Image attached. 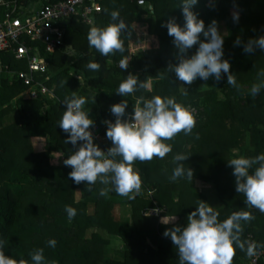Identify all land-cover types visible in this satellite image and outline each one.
Segmentation results:
<instances>
[{"label": "trees", "instance_id": "obj_1", "mask_svg": "<svg viewBox=\"0 0 264 264\" xmlns=\"http://www.w3.org/2000/svg\"><path fill=\"white\" fill-rule=\"evenodd\" d=\"M33 1L18 0L24 4ZM97 1L101 10L87 19L77 15L60 22L62 45L47 55L49 66L41 77L52 97L26 99L21 95L25 89L22 82L8 72L0 75V239L5 241V254L26 264H31L30 253L41 248L44 264H180L178 249L164 232L186 225L188 214L208 198L192 188L187 177L170 180L178 163L193 170L192 180L213 188L221 203L219 208L213 207L219 213V221L233 212H250L254 219L242 222L241 240L245 241L251 233L259 245L257 249H264V213L247 205L244 194L236 191L233 168L228 164L234 149L235 156L264 153V89L256 96L250 95V89H243L264 81L260 75L264 73V51L257 48L254 53L243 52L244 43L264 35V0L260 4L257 0H198L192 7L205 27L216 20L226 30V34L222 33L224 58L230 61L237 86L229 85L230 91H223L222 97L217 89L224 90L228 85L227 74L222 73L219 81L213 77L197 78L188 85L169 70L170 64L178 63V50L166 24L173 19L180 25L185 23L183 0H145L144 5L137 0ZM113 11H119L128 25L121 34L124 51L104 56L89 46L88 33L92 27L112 23ZM233 11L240 13L238 23L233 22ZM136 22L147 25L148 34L158 39V48L130 55L131 26ZM237 38L241 46H235ZM201 39L205 38L201 35ZM197 48L198 44L194 45L186 55L191 56ZM1 56L9 68H25L12 54ZM109 59L112 61L107 64ZM123 59L129 61L126 70L119 67ZM91 61L101 64L99 71L87 67ZM129 74L136 75L148 87H138L122 97L116 91ZM208 82L213 86L203 89ZM73 95L86 98L84 108L90 110L101 136L94 142L104 151L112 146L105 121L115 120L111 106L122 100L128 102V114L134 112L137 103V107H142L154 96L174 97L183 106L196 108V126L191 134L180 132L164 141L172 146V151L163 159L134 162L142 188L134 199H129L117 194L110 183L98 179L94 185L83 181L76 184L69 177L72 168L63 161L83 142L66 143L68 134L58 123L66 110L64 100ZM239 97L241 100H236ZM33 136L48 137L46 151L33 150ZM57 150L63 153V159L54 165L50 158L52 151ZM177 153L189 156L186 161L175 162ZM101 190H109L108 195L101 196ZM66 206L76 209L71 220ZM119 206L129 208V220L115 217L114 210ZM151 210L157 213L147 214ZM172 215L177 217L176 222L160 221L161 217ZM50 239L57 241L54 248L47 244ZM247 260L246 250L237 248L232 264H246ZM260 264H264V256Z\"/></svg>", "mask_w": 264, "mask_h": 264}, {"label": "clouds", "instance_id": "obj_2", "mask_svg": "<svg viewBox=\"0 0 264 264\" xmlns=\"http://www.w3.org/2000/svg\"><path fill=\"white\" fill-rule=\"evenodd\" d=\"M198 0H183L182 10L185 23L180 25L174 19L166 24L168 35L173 37V44L178 50V63L170 64L169 70L174 71L176 77L185 84L191 85L197 78L208 80L213 77L219 81L222 73L227 74V83L237 86L234 75L230 72V61L224 52V36L219 29L218 22L213 20L207 27L203 19L192 7ZM112 23L106 27H92L88 33V43L100 54L108 56L115 51H124L122 32L128 28L126 22L120 18L119 11L111 12ZM233 22H239V11H233ZM201 35L205 39H201ZM240 38L234 42L241 46ZM198 44V48L191 56L186 55L188 50ZM259 48L264 51V35L249 39L243 44L245 54L254 53ZM130 55L135 52H131ZM129 61L123 59L119 67L128 68ZM87 67L99 71L101 64L91 61ZM264 76V73L260 74ZM138 87L147 88L138 77L129 74L116 91L120 96L134 93ZM264 89V81L253 84L250 95L256 96ZM186 94V93H185ZM66 110L59 121V127L68 134L66 143L80 144L78 150L66 157L63 163L71 166L69 177L79 184L82 181L87 185H94L99 179L101 183L112 184L117 194L134 199L141 192L142 178L138 169L133 167L135 161H150L154 157L163 159L172 151V146L165 143L173 139L178 133L191 134L196 126V117L192 110L178 103L174 97L154 96L143 102L142 107H134L131 118H126L128 102L122 100L111 106V113L115 120H106V136L112 146L107 151L102 150L94 142L92 127L95 121L84 106L86 98L72 97L64 100ZM189 154L177 153L175 162L186 161ZM119 158V159H117ZM233 168L236 191L243 193L246 204L264 213V153L255 157L238 155L228 160ZM187 177L193 179V170L185 169L178 163L173 169L171 181ZM109 190H101V196H107ZM203 201V200H202ZM69 220L77 214L76 209L66 206ZM219 213L213 206L203 201L187 216L186 225H177L166 229L164 235L171 238L178 249L180 264H232L236 249L246 250L249 257L257 254V245L254 242L241 240L243 232L242 222L254 219L248 211L233 212L222 222L218 220ZM164 223L169 221L163 220ZM49 247L57 244L55 239L47 241ZM247 245V247H246ZM5 241L0 239V264H26L17 261L4 252ZM235 246V247H234ZM31 264H44L43 248L30 253Z\"/></svg>", "mask_w": 264, "mask_h": 264}, {"label": "built area", "instance_id": "obj_3", "mask_svg": "<svg viewBox=\"0 0 264 264\" xmlns=\"http://www.w3.org/2000/svg\"><path fill=\"white\" fill-rule=\"evenodd\" d=\"M144 5L145 0H137ZM97 0H38L24 4L18 0H0V75L8 72L23 83L21 93L26 99L40 96H53L52 91L41 80L47 72L48 54H53L62 45L63 31L60 22L71 16L88 18L99 12ZM132 52V51H131ZM12 54L24 69H12L3 62L1 54ZM195 117L196 108L189 106ZM128 113L126 118H131ZM94 139L101 140L98 126L92 127ZM157 213V210H151ZM245 241L254 242L253 234H247ZM255 243V242H254ZM247 246V245H246ZM264 249H257L255 256L249 257L246 264H260Z\"/></svg>", "mask_w": 264, "mask_h": 264}, {"label": "rangeland", "instance_id": "obj_4", "mask_svg": "<svg viewBox=\"0 0 264 264\" xmlns=\"http://www.w3.org/2000/svg\"><path fill=\"white\" fill-rule=\"evenodd\" d=\"M256 2H257V4H260L261 0H257ZM218 26H219L220 31L223 34H226V30H224L223 25L218 22ZM131 28L133 31H131L130 40H129L130 51L137 52L139 50H144V49H148L151 47L158 48V39H157V37L148 34L147 25H144V23H137L136 22L131 26ZM111 61H112L111 59L107 60V64H110ZM148 81H149V87H151L152 86V84H151L152 80L149 79ZM209 81H211V80H209ZM212 86H213V84L208 82L205 86H203V89L210 88ZM249 86L250 85L243 86V89L244 90L251 89V86L250 87ZM217 90H219V94H220L219 96L222 97L223 91H230V86L225 84L224 90H221L219 87ZM236 100H241V98L239 97ZM243 103H244V101L240 102V104H243ZM137 105H138V103L135 105V107H137ZM194 144H196V143L194 142ZM190 145L194 146L193 144L189 143V146ZM234 150H235V151H233L234 153H232L234 156L233 158H235L236 157L235 154H237V149H234ZM239 155H241V154H239ZM190 186L192 188H194L195 190H197L198 192H200V191L204 192L208 198L207 203H209L210 205H213V204H215V202H217V198L215 197V193L213 191V188H211L210 186H206L205 184L201 183L200 180H197V179L192 180V184H190ZM167 220L169 221L170 219H167ZM167 220H165V221H167ZM169 222H171V221H169Z\"/></svg>", "mask_w": 264, "mask_h": 264}, {"label": "crops", "instance_id": "obj_5", "mask_svg": "<svg viewBox=\"0 0 264 264\" xmlns=\"http://www.w3.org/2000/svg\"><path fill=\"white\" fill-rule=\"evenodd\" d=\"M36 1V0H35ZM31 144L33 147V150L35 152H40V151H46L48 146H49V139L47 136H33L31 137ZM63 159V153L61 151H52L51 153V158L50 162L54 165H59L61 164ZM220 201L217 199V202L215 204L211 205L214 208H219L221 206ZM153 212L149 211L147 214H152ZM114 215L117 219H124V220H129L130 218V210L127 206H119L115 208L114 210ZM170 219L168 223H164L163 220ZM177 217L172 215V216H163L160 218V221L164 224H172L176 222ZM168 221V220H167Z\"/></svg>", "mask_w": 264, "mask_h": 264}]
</instances>
